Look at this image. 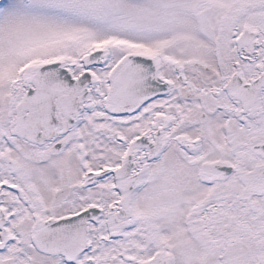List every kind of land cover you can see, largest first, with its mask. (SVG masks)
Instances as JSON below:
<instances>
[{
	"label": "snow or ice",
	"instance_id": "1",
	"mask_svg": "<svg viewBox=\"0 0 264 264\" xmlns=\"http://www.w3.org/2000/svg\"><path fill=\"white\" fill-rule=\"evenodd\" d=\"M0 264H264V0H0Z\"/></svg>",
	"mask_w": 264,
	"mask_h": 264
}]
</instances>
